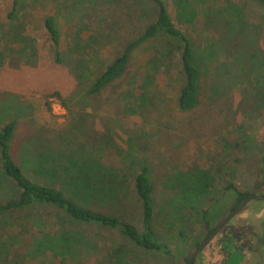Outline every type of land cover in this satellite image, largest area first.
Segmentation results:
<instances>
[{
	"label": "rangeland",
	"instance_id": "obj_1",
	"mask_svg": "<svg viewBox=\"0 0 264 264\" xmlns=\"http://www.w3.org/2000/svg\"><path fill=\"white\" fill-rule=\"evenodd\" d=\"M165 2L193 42L200 90L192 109L178 106L179 42L164 32L131 52L122 75L90 91L127 42L155 20L154 0H0V128L16 121L14 160L34 181L75 199L74 177L89 172L98 181L91 184L94 191H81L89 205L139 231L134 177L147 167L154 228L171 250L165 256L143 249L114 229L77 223L40 205L0 216V264H176L209 234L202 209L222 206L223 216L212 227L230 212L235 190L229 184L264 194V3ZM48 15L59 26L60 63L44 27ZM55 90L65 105L54 99L48 112L44 96ZM200 176L206 189L189 205L184 186ZM17 194L0 167V202ZM263 212L264 201L246 204L195 264H240L251 226L260 224ZM31 217L35 233L25 220ZM47 235L51 240L35 242ZM57 235L60 246L53 245Z\"/></svg>",
	"mask_w": 264,
	"mask_h": 264
},
{
	"label": "trees",
	"instance_id": "obj_2",
	"mask_svg": "<svg viewBox=\"0 0 264 264\" xmlns=\"http://www.w3.org/2000/svg\"><path fill=\"white\" fill-rule=\"evenodd\" d=\"M157 4V15L154 21L150 22L142 30V32L133 40L127 42L124 48L119 52L96 77L92 84L90 91H97L106 84L118 78L126 69L131 52L159 32H164L170 37L179 42V61L181 67V74L183 75V84L180 87L178 95V106L182 110L192 109L198 102L200 76L199 68L196 62L194 46L191 38L179 27L175 25L171 15L167 10L165 0H154ZM264 3V0H261ZM13 15V12L9 14ZM44 27L51 40V47L53 51L54 61L61 62L60 57V30L55 15H48L44 19ZM58 100L61 105H65V99L59 91H52L44 96V106L48 112H52L53 100ZM15 120H9L0 128V167L3 174L9 178L18 189V194L15 197L0 202V216L4 214L14 213L32 206H49L57 208L64 212L71 220L77 223H84L87 225H97L100 227L114 229L120 232L121 235L132 241L135 245L156 251L165 256H171L169 246L162 241L158 236L153 224L154 215V201L152 197L153 185L150 180L148 168L143 166L134 177V190L141 204V219L142 231L131 222L126 221L114 213L95 209L90 206L91 199L87 198L81 191H94L93 185L97 186L98 181L94 176L89 177V172L83 173L80 177H74V183L78 187V198L75 199L67 195L62 189L39 183L31 179L17 163L11 153V141L15 131ZM264 163V159L262 160ZM93 169L94 161H90ZM86 163H89L86 162ZM264 176V165L262 167ZM207 183L200 176L199 181H191L190 185L184 186V196L189 205L197 202L198 195H201L206 189ZM227 188L235 190V202L230 210L235 208L249 192H239L232 187L231 184ZM75 190V189H74ZM76 191V190H75ZM195 199L191 202L190 199ZM203 221L209 233L214 229L212 225L223 216L222 206L215 204L200 211ZM34 217L25 218L29 223L27 227H34ZM253 231L250 232V241L247 242V252L240 264H264V212L260 219V224H253ZM32 229V228H31ZM28 229V230H31ZM35 227L30 231L35 233ZM28 234V231H26ZM53 245L60 246L62 239L60 236H55ZM51 240L49 235L36 240L35 242H43L44 240ZM198 241L196 248L199 247ZM61 249V248H60ZM189 257L176 264H187ZM194 264V262H193Z\"/></svg>",
	"mask_w": 264,
	"mask_h": 264
},
{
	"label": "water",
	"instance_id": "obj_3",
	"mask_svg": "<svg viewBox=\"0 0 264 264\" xmlns=\"http://www.w3.org/2000/svg\"><path fill=\"white\" fill-rule=\"evenodd\" d=\"M250 200H264V195L251 194L245 197L231 212H229L225 217H223L218 225L210 232V234L206 237V239L200 244V246L190 255L187 264H192L194 258L201 253V251L205 248L208 242L228 223V221L236 215L238 212L242 210V208L250 201Z\"/></svg>",
	"mask_w": 264,
	"mask_h": 264
},
{
	"label": "flooded vegetation",
	"instance_id": "obj_4",
	"mask_svg": "<svg viewBox=\"0 0 264 264\" xmlns=\"http://www.w3.org/2000/svg\"><path fill=\"white\" fill-rule=\"evenodd\" d=\"M250 195H251V193H250ZM258 195H264V194H258ZM248 196H249V195H248ZM246 197H247V196H246ZM243 199H244V198H243ZM250 201H259V200H250ZM250 201H249V202H250ZM261 201H264V200H261ZM249 202H248V203H249ZM248 203H247V204H248ZM245 206H246V205H245ZM245 206H244V207H245ZM244 207H243V208H244ZM243 208H242V209H243ZM233 209H234V208H233ZM233 209H232V210H233ZM232 210H230V212H231ZM238 213H239V212H238ZM238 213H237V214H238ZM227 214H228V213H227ZM227 214H226V215H227ZM237 214H236V215H237ZM226 215H225V216H226ZM236 215H234L233 217H235ZM225 216H224V217H225ZM233 217H232V218H233ZM232 218H231V219H232ZM231 219H230V220H231ZM230 220H229V221H230ZM229 221H228V222H229ZM219 222H220V221H219ZM219 222H218V223H219ZM217 225H218V224H217ZM217 225H216V226H217ZM226 225H227V224H226ZM216 226H214V228H215ZM220 231H221V230H220ZM220 231H219V232H220ZM219 232H218V233H219ZM218 233H217V234H218ZM209 234H210V233H209ZM209 234H208V235H209ZM217 234H216V235H217ZM208 235H207V236H208ZM205 239H206V238H205ZM202 242H203V241H202ZM202 242H201V243H202ZM199 246H200V245H199ZM197 248H198V247H197ZM197 248H196V249H197ZM201 252H202V251H201ZM198 255H199V254H198ZM189 257H190V256H189ZM193 262H194V264H195V258H194ZM192 264H193V263H192Z\"/></svg>",
	"mask_w": 264,
	"mask_h": 264
},
{
	"label": "clouds",
	"instance_id": "obj_5",
	"mask_svg": "<svg viewBox=\"0 0 264 264\" xmlns=\"http://www.w3.org/2000/svg\"><path fill=\"white\" fill-rule=\"evenodd\" d=\"M217 259H219V257H217Z\"/></svg>",
	"mask_w": 264,
	"mask_h": 264
}]
</instances>
